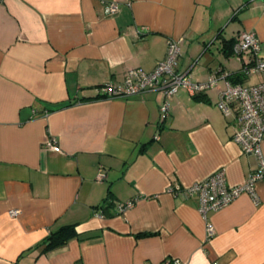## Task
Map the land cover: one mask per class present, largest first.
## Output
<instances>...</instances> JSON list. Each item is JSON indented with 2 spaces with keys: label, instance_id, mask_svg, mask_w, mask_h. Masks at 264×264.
Wrapping results in <instances>:
<instances>
[{
  "label": "crops",
  "instance_id": "crops-1",
  "mask_svg": "<svg viewBox=\"0 0 264 264\" xmlns=\"http://www.w3.org/2000/svg\"><path fill=\"white\" fill-rule=\"evenodd\" d=\"M109 2L119 8L106 15ZM242 30L264 51V0H0V264H264V178L258 203L242 193L209 211V241L197 196L168 191L218 168L241 183L257 168L217 106L228 79L201 99L180 87L164 119L160 90L97 89L151 71L175 37L176 68L194 80L236 72L224 43ZM63 225L77 235L42 251Z\"/></svg>",
  "mask_w": 264,
  "mask_h": 264
},
{
  "label": "built area",
  "instance_id": "built-area-1",
  "mask_svg": "<svg viewBox=\"0 0 264 264\" xmlns=\"http://www.w3.org/2000/svg\"><path fill=\"white\" fill-rule=\"evenodd\" d=\"M117 2H109L105 14L111 15L118 10ZM181 37L169 38L164 58L156 62L155 67L147 72L139 68H130L126 71L124 79L120 82L108 81L97 87L103 97L129 96L148 90H160L164 94V101L160 105L161 119L170 111L169 100L180 87H186L191 93L203 92L217 85L220 78H227V73L220 69L213 72L205 81H197L188 71H179L176 66L181 54ZM232 52L241 62V72L252 78L249 84L244 82L231 83L221 89L217 106L224 115L233 116L237 123L232 139L240 145L242 153L253 154L258 160L255 170L248 173L241 183L227 182L225 170L218 168L209 176L197 180L190 185L182 186L178 183L168 186V191L175 196L183 198L197 196L198 211L205 220L206 241L215 233V228L208 213L218 210L242 193L251 196L254 203L259 198L255 183L264 178V51L261 50L260 41L252 31H240L233 43ZM47 113L45 112V115ZM45 146L50 150L58 148L54 136H48ZM103 174L100 172L99 177ZM118 209L124 211L132 205V201L118 203ZM170 264H182L178 258H170Z\"/></svg>",
  "mask_w": 264,
  "mask_h": 264
},
{
  "label": "trees",
  "instance_id": "trees-1",
  "mask_svg": "<svg viewBox=\"0 0 264 264\" xmlns=\"http://www.w3.org/2000/svg\"><path fill=\"white\" fill-rule=\"evenodd\" d=\"M235 40V39H234ZM234 40L228 41L224 43V48L227 50L229 49L230 53L232 52V46L234 43ZM227 79L231 83L236 82H245L247 80V77L241 72V69H239L236 72L228 73ZM202 92L196 93L195 96L197 99H201ZM77 235L74 226L73 225H63L58 227L57 229L50 230L49 234L47 235L46 239L41 242L42 243V251H49L56 247H59L63 244H65L70 238Z\"/></svg>",
  "mask_w": 264,
  "mask_h": 264
},
{
  "label": "rangeland",
  "instance_id": "rangeland-1",
  "mask_svg": "<svg viewBox=\"0 0 264 264\" xmlns=\"http://www.w3.org/2000/svg\"><path fill=\"white\" fill-rule=\"evenodd\" d=\"M252 81V80H251ZM250 80H246L244 83L249 84L251 82Z\"/></svg>",
  "mask_w": 264,
  "mask_h": 264
}]
</instances>
